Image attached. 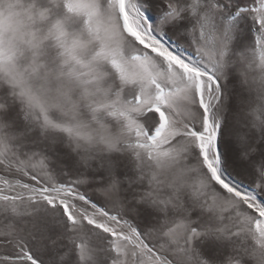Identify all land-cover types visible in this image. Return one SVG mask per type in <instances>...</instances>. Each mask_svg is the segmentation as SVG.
Segmentation results:
<instances>
[{
    "label": "snow or ice",
    "instance_id": "6c2138e0",
    "mask_svg": "<svg viewBox=\"0 0 264 264\" xmlns=\"http://www.w3.org/2000/svg\"><path fill=\"white\" fill-rule=\"evenodd\" d=\"M0 264H264V0H0Z\"/></svg>",
    "mask_w": 264,
    "mask_h": 264
},
{
    "label": "rangeland",
    "instance_id": "374dc122",
    "mask_svg": "<svg viewBox=\"0 0 264 264\" xmlns=\"http://www.w3.org/2000/svg\"><path fill=\"white\" fill-rule=\"evenodd\" d=\"M150 15H153V17H154V13H149Z\"/></svg>",
    "mask_w": 264,
    "mask_h": 264
}]
</instances>
